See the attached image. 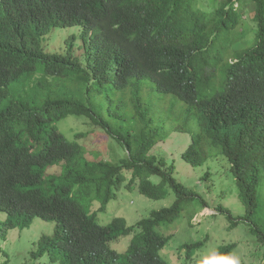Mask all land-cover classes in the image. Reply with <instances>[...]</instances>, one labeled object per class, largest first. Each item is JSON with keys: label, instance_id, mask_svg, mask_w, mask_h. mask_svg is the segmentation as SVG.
I'll return each instance as SVG.
<instances>
[{"label": "trees", "instance_id": "trees-1", "mask_svg": "<svg viewBox=\"0 0 264 264\" xmlns=\"http://www.w3.org/2000/svg\"><path fill=\"white\" fill-rule=\"evenodd\" d=\"M250 27L264 37V0H0V125L14 143L34 136L40 166L78 185L71 253L58 264H172L160 254L172 234L158 228L198 196L174 177L173 159L153 152L173 131L190 133L180 158L206 166L201 183L227 163L224 178L263 221L252 231L264 246V47L261 56L246 48ZM71 116L92 128L67 137L60 125ZM122 187L151 199L170 188L175 198L133 225L121 216L101 224L97 213ZM39 199L26 187L12 197L0 190L1 242L67 208L40 212ZM126 241L124 250L112 246ZM234 248L217 246L220 264ZM42 255L30 250L25 264H50ZM12 263L0 245V264Z\"/></svg>", "mask_w": 264, "mask_h": 264}, {"label": "rangeland", "instance_id": "rangeland-1", "mask_svg": "<svg viewBox=\"0 0 264 264\" xmlns=\"http://www.w3.org/2000/svg\"><path fill=\"white\" fill-rule=\"evenodd\" d=\"M64 121L66 122L60 125L61 129L70 138H73L76 131L92 128L91 124L79 121L75 116ZM189 142V132L173 131L166 140L159 141L153 148L154 153L168 158L169 161L173 159L176 166L174 177L198 193L193 201L185 203L178 218L173 222L160 224L158 228L160 233L172 234L165 247L160 250L161 256L172 264H207L210 260L220 264L216 256L217 246L235 244L225 264H264V246L257 242V235L252 231L257 222L260 228H263V221L260 224L258 214L249 217L246 202L239 197L235 185L233 187L231 181L224 178V171L227 169L225 161L217 163L214 168L215 175L201 183L199 178L205 173L206 166L193 167L180 158L181 152ZM105 154L108 156L107 151ZM152 179L158 181L159 177L153 176ZM200 196L204 198V203L200 201ZM174 198L175 195L170 188L165 198L151 199L139 193L137 188L122 187L117 198L108 203L106 210L98 212L97 217L105 223L108 218L121 216L128 224L133 225L141 218L149 216L152 210L170 205ZM258 200L264 205L263 184L260 185ZM97 203L91 205L90 209L98 210L100 206ZM221 205L230 210L232 219L226 213L216 210ZM235 220H238V224L233 226ZM52 227L53 223L41 220H35L29 227L22 229L17 226L7 232L0 245L12 257V264H25L30 260L29 251L39 250V236L42 233H50ZM195 242H203V245L197 249L183 247ZM112 246L124 250L127 241ZM41 252L45 260L47 255L45 251ZM54 263L55 261H50V264Z\"/></svg>", "mask_w": 264, "mask_h": 264}, {"label": "clouds", "instance_id": "clouds-1", "mask_svg": "<svg viewBox=\"0 0 264 264\" xmlns=\"http://www.w3.org/2000/svg\"><path fill=\"white\" fill-rule=\"evenodd\" d=\"M249 26H255L254 21L249 22ZM256 31L255 28H247L242 42L247 43V41H250L246 48L250 46L251 49L256 46L258 54L261 56L264 37H258V34H255ZM33 138L34 136H30L19 143H14L10 139L6 128L0 125V190L7 197H12L22 187L37 191L40 194V199L35 207L40 212L50 209V203H67V208L54 215L53 220H41L53 223V227L50 233H42L38 239L40 251H45L50 261H55L58 264L64 256L71 253L67 219L72 204L79 203L77 200L78 185L71 181L68 182L69 179H64L60 171H55L49 166L46 169L40 166L39 159L41 155L34 149ZM52 176L56 177L52 179ZM69 217L75 218L73 215ZM97 219L99 220L98 217ZM100 223L103 222L100 221ZM207 264H217V262L210 260Z\"/></svg>", "mask_w": 264, "mask_h": 264}, {"label": "bare ground", "instance_id": "bare-ground-1", "mask_svg": "<svg viewBox=\"0 0 264 264\" xmlns=\"http://www.w3.org/2000/svg\"><path fill=\"white\" fill-rule=\"evenodd\" d=\"M7 88V87H6ZM13 89V88H12ZM64 135V134H63ZM70 136V135H69ZM83 142V141H82ZM63 161V160H62ZM68 167V166H67ZM179 256V255H178ZM195 261V260H194ZM200 264V263H199Z\"/></svg>", "mask_w": 264, "mask_h": 264}]
</instances>
